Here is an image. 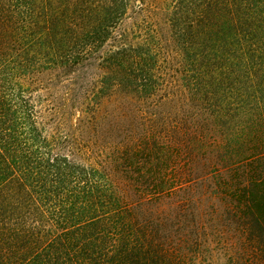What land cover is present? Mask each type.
Masks as SVG:
<instances>
[{
    "label": "trees",
    "instance_id": "trees-1",
    "mask_svg": "<svg viewBox=\"0 0 264 264\" xmlns=\"http://www.w3.org/2000/svg\"><path fill=\"white\" fill-rule=\"evenodd\" d=\"M209 244L264 257V0H0V264Z\"/></svg>",
    "mask_w": 264,
    "mask_h": 264
},
{
    "label": "rangeland",
    "instance_id": "rangeland-1",
    "mask_svg": "<svg viewBox=\"0 0 264 264\" xmlns=\"http://www.w3.org/2000/svg\"><path fill=\"white\" fill-rule=\"evenodd\" d=\"M209 248L206 264H264V257L249 244H209Z\"/></svg>",
    "mask_w": 264,
    "mask_h": 264
}]
</instances>
